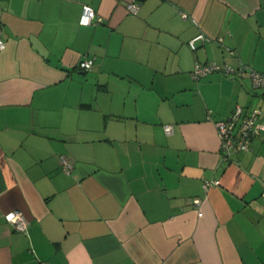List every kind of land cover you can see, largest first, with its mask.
Segmentation results:
<instances>
[{"label":"crops","instance_id":"crops-1","mask_svg":"<svg viewBox=\"0 0 264 264\" xmlns=\"http://www.w3.org/2000/svg\"><path fill=\"white\" fill-rule=\"evenodd\" d=\"M0 39V264H264V133L224 159L215 124L264 89L191 73L264 71V0H0Z\"/></svg>","mask_w":264,"mask_h":264},{"label":"built area","instance_id":"built-area-1","mask_svg":"<svg viewBox=\"0 0 264 264\" xmlns=\"http://www.w3.org/2000/svg\"><path fill=\"white\" fill-rule=\"evenodd\" d=\"M140 4L136 1H130L127 4V9L130 14L135 15L139 9ZM183 18H187V13L180 11ZM79 24L83 26H89L97 22L102 21V18L97 12L87 3H83L81 6V12L79 16ZM195 22V20H193ZM206 40V36L203 32H198L192 38L188 40L190 49L195 50L197 42L203 43ZM218 41L221 38L217 39ZM5 42L0 39V50L4 49ZM93 58H85L78 62L77 68L81 70H89L92 68ZM223 70L224 72L240 74L242 71H248L252 86L254 88L264 89V71L255 70L249 66L242 65L237 70H233L232 67L217 64L216 62H209L205 64H198L192 70V76L194 79L203 77L211 72ZM260 109L244 110L240 105H236L232 112L227 116L225 120L217 121L216 128L220 141V149L224 159L238 151H245L250 148L251 140L258 134L264 133V122L260 120ZM164 131L167 134L172 133L171 125H165ZM61 169L65 173H69L72 168V162L65 156H60ZM218 179L206 180L202 186L204 190H207L212 185H218ZM261 196L264 197V190L261 192ZM192 203L199 208L201 201L199 198H194ZM198 216H201L202 212L198 211ZM9 223L17 231L25 232L27 221L22 212L18 209L13 210L7 216Z\"/></svg>","mask_w":264,"mask_h":264}]
</instances>
